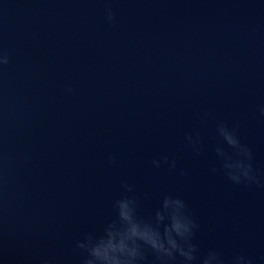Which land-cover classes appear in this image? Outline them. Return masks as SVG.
<instances>
[{
	"label": "water",
	"instance_id": "95a60500",
	"mask_svg": "<svg viewBox=\"0 0 264 264\" xmlns=\"http://www.w3.org/2000/svg\"><path fill=\"white\" fill-rule=\"evenodd\" d=\"M0 51V264H80L125 194L146 220L184 199L195 264H264V187L217 152L223 122L264 183V0H0Z\"/></svg>",
	"mask_w": 264,
	"mask_h": 264
},
{
	"label": "clouds",
	"instance_id": "9594fccd",
	"mask_svg": "<svg viewBox=\"0 0 264 264\" xmlns=\"http://www.w3.org/2000/svg\"><path fill=\"white\" fill-rule=\"evenodd\" d=\"M109 22L115 20V12L111 7L106 9ZM9 56L0 51V67L7 65ZM264 114V107L260 109ZM218 131L224 141L235 150V157L217 148V152L225 158L223 168L227 178L236 185L256 184L264 187L251 163V149L241 143L235 128L226 123L218 125ZM188 140L197 154L202 150L199 138ZM115 156L110 162H115ZM157 168L162 161L152 162ZM163 163H168V157H163ZM170 168L176 167L172 160ZM122 187L126 193L134 192V185L124 182ZM138 197L125 194L114 202L116 218L111 221L100 235L87 234L84 239L75 243V251L80 258V264H146L148 253L155 256L159 264H175L177 258L181 264H195L198 260V247L193 243L199 224L189 213L186 201L180 197L166 195L161 207L155 212L154 219L146 220L138 212ZM41 264H53L52 260L44 259ZM201 264H225L218 252L211 251ZM232 264H252V260L242 255L233 257Z\"/></svg>",
	"mask_w": 264,
	"mask_h": 264
}]
</instances>
